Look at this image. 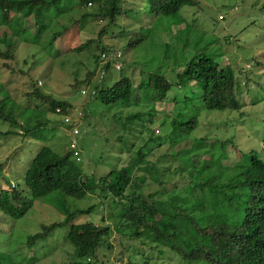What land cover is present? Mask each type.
I'll use <instances>...</instances> for the list:
<instances>
[{"label": "trees", "instance_id": "trees-1", "mask_svg": "<svg viewBox=\"0 0 264 264\" xmlns=\"http://www.w3.org/2000/svg\"><path fill=\"white\" fill-rule=\"evenodd\" d=\"M75 1L76 6L79 1L91 6L95 0ZM146 1L150 16L143 21L145 27L142 26L129 38L128 46L139 44L145 38L151 42L158 32L171 36L170 18L175 19L173 25H180L179 29L186 30L189 23L178 20L180 11L197 3V0ZM73 3L70 2L67 7L74 8ZM50 5L57 9L58 16L66 14L68 9L62 8L59 0H0V25L7 24L17 38L14 44L13 40L0 37L7 46L0 48V59L6 69L12 72L9 60L15 57L16 44L30 39V27L25 26L26 21L39 24ZM118 5L119 0H107L101 4L99 13L85 14V17L96 16L101 22L103 18L110 20ZM138 7L123 6V14L127 15V11L130 14L123 26L141 23L136 14ZM259 9L264 14V6ZM223 18L222 15L218 17ZM47 23H40V33ZM190 23L194 25L193 21ZM155 25L162 26L156 28ZM106 32L102 26L98 37ZM161 39L163 36L157 37L168 72L154 71L145 76L142 73L140 82L135 86L127 76L110 86L99 87L96 82L89 94L101 105L111 108L144 102L150 112L158 115L154 121L143 126L141 111L127 113L122 125L123 134L119 135L120 144L127 151L121 163H116L106 175L95 178L89 169L90 162L83 160L77 140L71 146V138L66 151H57L45 144L31 159L24 174V183L31 197L12 182H8L7 187L0 186V212L11 218L21 217L32 206L33 199L44 197L63 206L68 197L82 198L97 189L101 199L108 202L109 210L106 217H103L104 214L101 216L100 224L90 220L74 223L72 220L73 215L90 212L93 206L77 211L65 208L66 215L62 220L42 225L41 230L28 236L24 247L32 248L55 228L69 225L66 237L74 249L71 262L65 264H96L92 259L100 256L99 249L102 247L111 250L114 262L122 261L121 253H114L110 243L115 233L121 236L120 240L134 237L144 244L148 243L149 236L153 238L152 234H155L151 247L156 251L157 259H164L165 264H264V159L253 151H249L246 159H241L242 149L230 136L210 141L207 136H199L191 140L187 149H175L173 145L175 140L188 138L200 122L202 110H237L242 115V104L238 98L240 91L236 88L239 83L246 84L239 79V75L250 69L235 68L234 59L228 58L223 51L221 63L202 48L189 49L187 59L178 58L169 52V41ZM37 40L38 37H35L31 41ZM233 40L229 37V41ZM88 42L71 50L79 51ZM96 44L100 51L99 55H95L97 59L105 61L102 53H110L113 58L116 56L118 49L110 44L99 46V41ZM187 46L190 47V44ZM255 65L257 68L264 66L257 59ZM90 77L88 72L85 79ZM136 90L138 94L133 97ZM1 94L5 96L0 99V121L17 126L23 135L46 126L51 118L56 120L57 117L62 118L71 137L76 139L79 134V131L72 134V129L78 127L75 118L80 119L86 111L79 110L74 118L71 116V102L35 88L32 94L46 105V109L43 117L28 128L25 122L19 120L20 113L14 112H19L16 109L18 106L12 107L14 100L5 91ZM169 100L184 106L171 115L159 114L155 103ZM150 112L144 113L152 116ZM68 116L70 122H65ZM157 121L169 127V136H153V126ZM9 131L7 129L3 133L8 134ZM129 136L134 139H130L132 143H128ZM103 219L107 223H102ZM37 260L34 255L18 257L15 253L0 251V264H36ZM144 260H148V264L150 259ZM141 262L130 258L121 264H143Z\"/></svg>", "mask_w": 264, "mask_h": 264}, {"label": "rangeland", "instance_id": "rangeland-1", "mask_svg": "<svg viewBox=\"0 0 264 264\" xmlns=\"http://www.w3.org/2000/svg\"><path fill=\"white\" fill-rule=\"evenodd\" d=\"M106 1L95 0L91 6L85 4V1H79L76 6L75 0H59L62 8L67 9L70 2H74L75 6L69 7L66 14L58 16L57 9L50 5L40 21V23L48 22L41 33L38 31L40 23L35 25L32 20L26 21L25 26L30 27V39L16 44L15 57L9 60L12 72L2 65L0 59V86H3L0 99L4 98L5 94L1 93L5 91L10 99L14 100L12 107H19L16 108L19 112L18 110L14 112L20 113L18 118L26 125H34L35 121L43 117L42 114L46 109V105L32 94L35 88L55 98L71 102L73 117L79 110L86 111L80 119L74 117L79 128L76 139L71 137L69 130L65 129L60 117L56 120L51 118L46 126L35 128L25 135L20 133L21 130L17 126L0 121L2 132L0 133V186L7 187L8 182H12L25 195L31 197L24 183V174L31 159L45 144L50 145L54 150L66 151L71 138L74 144L77 140L83 160L88 159L90 162L89 169L93 177L106 175L116 163H121L127 151L120 144L119 135L123 134L122 125L127 113L141 111L140 121L143 126L154 121L158 115L150 112L144 102H141V105L130 104L111 108L101 105L89 94L96 82L99 83V87L110 86L123 76H127L135 86L140 82L142 73L145 76L154 71L168 72L169 69L163 64L161 57L163 50L160 49V41H157V37L162 36L165 40H172L168 42L169 52L178 58L180 56L187 59L188 51L202 48L220 62V59L224 58L221 53L223 51L228 58L234 59L235 68L250 69L239 75V79L246 81V84L239 83L236 88V91H240L238 98L242 104L240 109L242 115L237 110H202L197 127L191 131L188 138L175 140L174 148L187 149L191 146V140L199 136H207L209 141L213 138L230 136L242 149L241 159H246L249 151L264 159V66L257 68L255 65L256 59L260 64H264V14L259 9L260 6H264V0H197L195 5L186 6L180 11L178 20L181 23L186 21L189 23L186 30L179 29L180 25H173L175 19L170 18L168 20L170 38L163 32L157 33L155 29L157 36L153 37L151 42L145 38L134 46H128V40L141 29L144 19L150 16L147 1L119 0V5L113 10L110 20L103 18L101 22L96 16L85 17V14L99 13L101 4ZM121 2L126 3L121 5ZM128 4L139 6L136 14L138 22L141 23L134 22L123 26L127 16H130L128 11L127 15L123 14V6ZM220 14L224 16L223 19H218ZM190 21H193L194 25ZM6 25H0V37L11 39L14 44L17 43V38ZM102 26L107 32L99 38L98 30ZM161 26L155 25L156 28ZM54 33L58 34L54 36ZM185 35L187 41L183 37ZM35 37H38V40L31 41ZM229 37L234 40L229 41ZM87 41L89 42L81 50H71L72 47ZM98 41L99 46L110 44L112 48L121 51L122 69H116L112 65L106 66L101 58H96L95 55L100 53L96 44ZM188 43L190 47L187 46ZM6 47V43L0 40V48ZM102 71L104 72L101 73ZM88 72L91 77L85 79ZM83 90L86 92L83 93ZM137 94L136 90L133 97ZM155 105L159 114L170 115L184 106V104L176 105L171 100L157 102ZM145 111L150 112L153 117L146 115ZM7 129L10 130L8 134L3 133ZM153 129V136L170 135V129L164 122L160 124L157 121ZM130 139L133 137L129 136L128 143H132ZM47 198L49 197L33 199L32 206L19 218H11L0 212V251L15 253L18 257L34 255L39 260L36 264L71 262L74 247L66 237L69 225L55 228L49 236L36 242L32 248L24 247L26 239L41 230L42 225L62 220L66 215L65 208L68 211H77L93 206L90 212L73 215L74 223L90 220L100 224L101 216L104 214V217L109 210L108 202L101 199L97 189L82 198L68 197L63 206ZM103 220L102 223H107L105 219ZM152 236L154 238L155 234ZM153 238L149 236L148 243L144 244L134 237H124L120 240L121 236L115 233L110 238V243L113 245L114 253H121L122 261L114 262L110 255L111 250L108 251L105 247L99 249L100 256L92 261L95 260L96 264H121L132 258L146 264L148 260L144 259L149 258L148 264H165L164 259H157V253L151 247Z\"/></svg>", "mask_w": 264, "mask_h": 264}, {"label": "built area", "instance_id": "built-area-1", "mask_svg": "<svg viewBox=\"0 0 264 264\" xmlns=\"http://www.w3.org/2000/svg\"><path fill=\"white\" fill-rule=\"evenodd\" d=\"M101 56H102V58L106 61H111V60H113V56H112V54H110V53H102L101 54ZM117 56H119V53L117 52ZM115 58V57H114ZM113 66L114 67H116V68H118L119 66H120V63L117 61V60H113ZM85 91H83V93H84ZM65 122H70V118L69 117H66L65 118ZM78 127L76 126V127H74L73 129H72V134H76V133H78ZM71 146H74V142L71 144Z\"/></svg>", "mask_w": 264, "mask_h": 264}, {"label": "clouds", "instance_id": "clouds-1", "mask_svg": "<svg viewBox=\"0 0 264 264\" xmlns=\"http://www.w3.org/2000/svg\"><path fill=\"white\" fill-rule=\"evenodd\" d=\"M218 17L219 18H221V14L220 15H218ZM168 41H170V42H172V40L170 39V40H168ZM117 52L119 53V56H117ZM121 57H122V53H121V51L120 50H117L116 51V56H115V58H113V60H117L119 63H120V66L122 65V63H121V61H120V59H121ZM113 60H111V61H104V64H109V65H112V67H114L113 66ZM120 66L118 67V68H116V67H114V68H116V69H120ZM104 71H102L101 73H103ZM83 91H85V90H83ZM86 92V91H85ZM84 92V93H85ZM88 92V91H87ZM92 93H93V91H92ZM69 117V116H68Z\"/></svg>", "mask_w": 264, "mask_h": 264}]
</instances>
